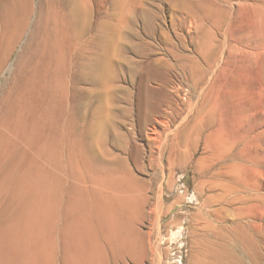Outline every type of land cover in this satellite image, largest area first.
<instances>
[{"label":"rangeland","instance_id":"obj_1","mask_svg":"<svg viewBox=\"0 0 264 264\" xmlns=\"http://www.w3.org/2000/svg\"><path fill=\"white\" fill-rule=\"evenodd\" d=\"M48 7L0 0V129L24 109L0 172L49 177L57 264L68 204L100 195L132 207L127 242L99 236L96 264H264V0H55L56 50Z\"/></svg>","mask_w":264,"mask_h":264},{"label":"bare ground","instance_id":"obj_2","mask_svg":"<svg viewBox=\"0 0 264 264\" xmlns=\"http://www.w3.org/2000/svg\"><path fill=\"white\" fill-rule=\"evenodd\" d=\"M18 1L24 5L27 0ZM46 2L50 9L52 3L55 5V0ZM79 6L76 11H79ZM49 7L42 31V42L49 48L55 47L56 50L58 42L65 37L66 31L62 25L67 24L64 23L66 15L62 14L60 24ZM21 17L22 15L17 17L18 24ZM74 36L76 37L75 34ZM104 44L102 43L101 53H97L95 63L97 75H102L106 71L109 53L108 44ZM110 66L112 68L113 65ZM17 101L9 107L3 118L0 129V159L14 157L17 139L22 136L20 124L24 109ZM6 165V167L2 165L3 170L0 172V264H57L55 228L59 195L39 165L35 166L30 162L21 164L18 161L8 162ZM131 205L132 201L128 196L120 195L113 197L100 195L92 202L84 200L68 204L63 224L59 229L63 236L64 264H96L101 251L99 236H105L118 245L125 242L126 235L122 236L121 233L125 234L127 227L120 219V212H129Z\"/></svg>","mask_w":264,"mask_h":264},{"label":"built area","instance_id":"obj_3","mask_svg":"<svg viewBox=\"0 0 264 264\" xmlns=\"http://www.w3.org/2000/svg\"><path fill=\"white\" fill-rule=\"evenodd\" d=\"M170 260H171V262L173 264H182V255H181V253H178V251L173 250Z\"/></svg>","mask_w":264,"mask_h":264}]
</instances>
